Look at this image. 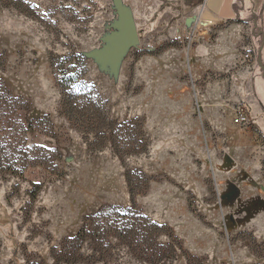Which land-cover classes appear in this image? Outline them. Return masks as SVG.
<instances>
[{
	"label": "rangeland",
	"instance_id": "rangeland-1",
	"mask_svg": "<svg viewBox=\"0 0 264 264\" xmlns=\"http://www.w3.org/2000/svg\"><path fill=\"white\" fill-rule=\"evenodd\" d=\"M205 2L0 0V264H264L262 38Z\"/></svg>",
	"mask_w": 264,
	"mask_h": 264
},
{
	"label": "crops",
	"instance_id": "crops-1",
	"mask_svg": "<svg viewBox=\"0 0 264 264\" xmlns=\"http://www.w3.org/2000/svg\"><path fill=\"white\" fill-rule=\"evenodd\" d=\"M246 5H248V10L245 5L244 11H249L250 15L254 17V20L256 21L257 24V19L258 16L260 17L261 24H262V30H264V0H245ZM206 9L208 14H210L212 19H217V20H222V19H231L235 16V12L233 10V0H206ZM261 7V13L257 11V7ZM245 19V18H244ZM257 29V28H256ZM258 30V29H257ZM253 31V28H252ZM259 32V31H257ZM261 32V31H260ZM263 32L260 34L261 38H263ZM263 44V39L260 40ZM264 44H263V49H262V62L264 64Z\"/></svg>",
	"mask_w": 264,
	"mask_h": 264
},
{
	"label": "water",
	"instance_id": "water-1",
	"mask_svg": "<svg viewBox=\"0 0 264 264\" xmlns=\"http://www.w3.org/2000/svg\"><path fill=\"white\" fill-rule=\"evenodd\" d=\"M257 28L256 21L253 20V32ZM255 33V32H254ZM262 32H257L255 35L259 36ZM263 39V38H262ZM138 41V35L135 30L134 23L126 12L121 16V33L117 36L114 48L107 53L108 56H117L126 46L134 44ZM263 44L257 50V64L261 69V76L264 80V64L262 62ZM106 55V56H107ZM234 191H230L222 195V199H230Z\"/></svg>",
	"mask_w": 264,
	"mask_h": 264
},
{
	"label": "built area",
	"instance_id": "built-area-1",
	"mask_svg": "<svg viewBox=\"0 0 264 264\" xmlns=\"http://www.w3.org/2000/svg\"><path fill=\"white\" fill-rule=\"evenodd\" d=\"M245 58H248V60L251 63H253L255 60V58H253L250 54H246ZM248 122H249V118L247 112L242 107L237 108L235 110L234 123L237 125H242V124H248Z\"/></svg>",
	"mask_w": 264,
	"mask_h": 264
},
{
	"label": "trees",
	"instance_id": "trees-1",
	"mask_svg": "<svg viewBox=\"0 0 264 264\" xmlns=\"http://www.w3.org/2000/svg\"><path fill=\"white\" fill-rule=\"evenodd\" d=\"M260 36H261V35H259L258 37H260ZM261 43H262V42L260 41V42H259V45H260Z\"/></svg>",
	"mask_w": 264,
	"mask_h": 264
},
{
	"label": "flooded vegetation",
	"instance_id": "flooded-vegetation-1",
	"mask_svg": "<svg viewBox=\"0 0 264 264\" xmlns=\"http://www.w3.org/2000/svg\"><path fill=\"white\" fill-rule=\"evenodd\" d=\"M253 22V21H252ZM253 24V23H252ZM254 32H257V29H255V31Z\"/></svg>",
	"mask_w": 264,
	"mask_h": 264
},
{
	"label": "bare ground",
	"instance_id": "bare-ground-1",
	"mask_svg": "<svg viewBox=\"0 0 264 264\" xmlns=\"http://www.w3.org/2000/svg\"><path fill=\"white\" fill-rule=\"evenodd\" d=\"M211 22V21H210Z\"/></svg>",
	"mask_w": 264,
	"mask_h": 264
}]
</instances>
